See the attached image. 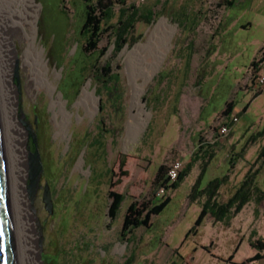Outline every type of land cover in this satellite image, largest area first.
<instances>
[{
  "label": "rangeland",
  "instance_id": "rangeland-1",
  "mask_svg": "<svg viewBox=\"0 0 264 264\" xmlns=\"http://www.w3.org/2000/svg\"><path fill=\"white\" fill-rule=\"evenodd\" d=\"M233 1L129 0L141 9L153 8L155 16L151 23L137 22L134 33L142 37L120 52L109 46L110 32L103 35L100 48L108 49L99 63L110 62L120 79L118 90L108 96L88 75L97 54L82 52L84 0H31V45L42 56L52 91L29 92L30 73L23 65L26 43L18 38L13 41L11 87L20 98L16 123L28 132L29 143L35 131L43 162L32 205L39 264H264V258L250 260L257 249L249 244L264 241V198L260 203L252 199L228 221L206 217L192 231L201 206L189 194L205 160L195 163L177 189L153 186L160 164L180 159L185 165L202 144L214 154L202 186L228 175L219 191L221 202L259 165L264 61L256 73L251 63L264 53V0ZM159 24L165 28L152 36ZM0 30L8 33L5 27ZM137 45L145 46L133 55L136 68L131 70L127 54ZM88 86L94 103L87 105L82 96ZM137 97L145 110L136 104ZM57 102L62 107L58 116L59 106H52ZM229 103L239 120L223 141L215 142ZM61 119L64 129L59 132ZM32 164L30 156V194ZM46 183L51 213L44 201ZM257 185L264 190V167ZM110 191L125 195L116 218L108 213ZM166 196L171 202L151 215L148 226L122 235L132 202L151 206Z\"/></svg>",
  "mask_w": 264,
  "mask_h": 264
},
{
  "label": "trees",
  "instance_id": "trees-1",
  "mask_svg": "<svg viewBox=\"0 0 264 264\" xmlns=\"http://www.w3.org/2000/svg\"><path fill=\"white\" fill-rule=\"evenodd\" d=\"M233 2V0H226V3L230 5ZM84 4V20L80 29V34L83 38L82 52L88 57L97 54L95 60L90 63L88 75L94 78L100 84L101 90L105 91L109 96L115 90H118L116 84L120 82V79L117 78L118 72L111 66L110 62L102 65L99 63L101 54L108 49V47L100 48L103 35L106 32H110L108 44L109 46L113 45L114 52H120L126 45H133L142 37L141 34L137 36L134 33L136 24L139 21L151 23L154 20L155 11L153 8L141 9L135 3H129V0H84ZM263 61L264 53L258 61L253 60L251 63L253 73L258 71L259 64ZM262 92V89L258 90L255 96ZM232 110L233 106L229 103L224 111L227 119L231 115ZM246 110L247 106L243 111L245 112ZM263 133L264 131L258 134L262 135ZM217 136L215 137V142H219ZM252 138V141H254L257 136L253 135ZM98 143L100 144V141ZM213 157L214 154L211 151V147L202 144L196 152L195 158H192L184 165L175 181H169L168 166L165 164L159 165L153 180L154 189L167 191L177 189L184 178L192 171L195 163L198 160H205L201 164L200 173L189 194L190 201H198L201 206V211L192 231H196L206 217L210 216L215 221L220 222L228 221L233 214L240 212L252 199H256L260 203L264 198V190L257 185V176L261 168L264 167V146L257 156L258 167H251L247 171L237 190L225 202H221L218 199V195L221 186L228 179V175L215 177L206 186H202L207 164ZM109 196L113 200L109 205L108 213L111 218H116L125 195L110 191ZM171 199L170 196H166L151 206L148 203L140 205L137 202H132L124 215L122 235L128 237L129 234H133L135 229L141 226H148L151 215L161 213L171 202ZM250 245L257 249V253L250 260L253 261L264 257L261 254L264 250V241L261 239L251 240Z\"/></svg>",
  "mask_w": 264,
  "mask_h": 264
},
{
  "label": "bare ground",
  "instance_id": "bare-ground-1",
  "mask_svg": "<svg viewBox=\"0 0 264 264\" xmlns=\"http://www.w3.org/2000/svg\"><path fill=\"white\" fill-rule=\"evenodd\" d=\"M22 4L23 8L20 7ZM1 27H5L8 33L3 34L0 30V149L13 257L15 264H39V244L32 210L34 196L32 193L30 194L29 188L26 189L30 172L31 147L28 142V132L16 123L20 110V98L11 87V74L16 62V52L13 47L15 38L26 43L23 65L30 73L29 92L40 89L52 90L48 87V74L42 66V56L38 55L31 45L34 29V12L31 0H0ZM162 28H165L163 24L157 25L152 31V36ZM144 46L137 45L128 52L129 69L136 68L133 55ZM88 89L89 86L86 87L82 96V103L87 105L90 102L94 103L87 95ZM136 104H141L145 110L140 97L136 98ZM52 106H59V110L55 113L56 116L62 115V107L59 102L52 103ZM57 126L59 132H62L64 129L62 119L58 120ZM133 126L134 120L131 121L130 128ZM27 129L29 131L28 127Z\"/></svg>",
  "mask_w": 264,
  "mask_h": 264
},
{
  "label": "water",
  "instance_id": "water-1",
  "mask_svg": "<svg viewBox=\"0 0 264 264\" xmlns=\"http://www.w3.org/2000/svg\"><path fill=\"white\" fill-rule=\"evenodd\" d=\"M31 156L33 160L32 164V193L35 194V191L40 185V180L43 176V162L40 155L37 135L32 129L31 139ZM44 201L47 203V210L51 213L52 202H51V191L49 189L48 183L44 186ZM0 264H15L13 257V248L11 240V231H10V222L8 214V205H7V196L5 188V180L3 173L1 149H0Z\"/></svg>",
  "mask_w": 264,
  "mask_h": 264
},
{
  "label": "built area",
  "instance_id": "built-area-1",
  "mask_svg": "<svg viewBox=\"0 0 264 264\" xmlns=\"http://www.w3.org/2000/svg\"><path fill=\"white\" fill-rule=\"evenodd\" d=\"M262 82H264V79H262ZM239 120L238 115L231 114L226 121L222 123L218 130V136L217 140L223 141L227 134L230 132L232 126L234 123H236ZM184 164L180 159H176L172 161L168 165V177L169 181L173 182L177 179L179 172L183 169ZM161 191H164V189H161ZM247 264H254V263H247Z\"/></svg>",
  "mask_w": 264,
  "mask_h": 264
},
{
  "label": "crops",
  "instance_id": "crops-1",
  "mask_svg": "<svg viewBox=\"0 0 264 264\" xmlns=\"http://www.w3.org/2000/svg\"><path fill=\"white\" fill-rule=\"evenodd\" d=\"M251 241V240H250ZM250 244V243H249ZM251 246V245H250ZM252 247V246H251ZM255 249V248H254ZM257 253V252H256ZM264 258V257H263ZM263 258H261V259H263Z\"/></svg>",
  "mask_w": 264,
  "mask_h": 264
}]
</instances>
